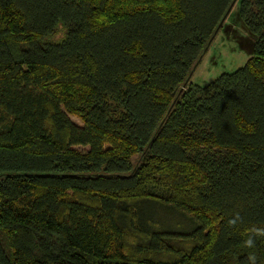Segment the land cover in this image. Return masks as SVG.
<instances>
[{
	"label": "trees",
	"instance_id": "1",
	"mask_svg": "<svg viewBox=\"0 0 264 264\" xmlns=\"http://www.w3.org/2000/svg\"><path fill=\"white\" fill-rule=\"evenodd\" d=\"M237 1L0 0V264H264V0L189 83Z\"/></svg>",
	"mask_w": 264,
	"mask_h": 264
},
{
	"label": "rangeland",
	"instance_id": "2",
	"mask_svg": "<svg viewBox=\"0 0 264 264\" xmlns=\"http://www.w3.org/2000/svg\"><path fill=\"white\" fill-rule=\"evenodd\" d=\"M239 1L233 5L221 29L209 44L189 83L207 85L220 75L243 67L252 56L255 37L246 30L240 18ZM70 119L81 126L76 117L71 116ZM75 148L83 152L88 150L85 147Z\"/></svg>",
	"mask_w": 264,
	"mask_h": 264
}]
</instances>
